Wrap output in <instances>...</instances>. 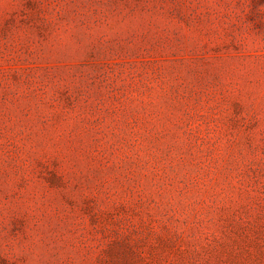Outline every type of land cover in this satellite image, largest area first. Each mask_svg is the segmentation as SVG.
I'll return each mask as SVG.
<instances>
[{"label":"rangeland","instance_id":"obj_1","mask_svg":"<svg viewBox=\"0 0 264 264\" xmlns=\"http://www.w3.org/2000/svg\"><path fill=\"white\" fill-rule=\"evenodd\" d=\"M0 264H264V0H0Z\"/></svg>","mask_w":264,"mask_h":264}]
</instances>
